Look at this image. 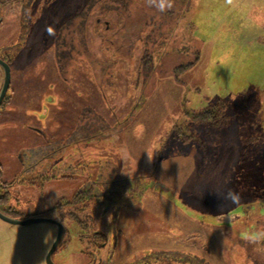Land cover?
Returning <instances> with one entry per match:
<instances>
[{"label": "rangeland", "instance_id": "1", "mask_svg": "<svg viewBox=\"0 0 264 264\" xmlns=\"http://www.w3.org/2000/svg\"><path fill=\"white\" fill-rule=\"evenodd\" d=\"M3 1L0 46L17 48L0 107L8 216H80L82 196L126 251L154 239L198 264H264V0ZM107 188L135 204L101 216ZM64 218L57 254L76 264L84 246ZM54 238L50 223L0 219V264H44Z\"/></svg>", "mask_w": 264, "mask_h": 264}, {"label": "flooded vegetation", "instance_id": "2", "mask_svg": "<svg viewBox=\"0 0 264 264\" xmlns=\"http://www.w3.org/2000/svg\"><path fill=\"white\" fill-rule=\"evenodd\" d=\"M4 1L0 0V25L4 22L6 14L4 10ZM33 10L36 11L37 9H40L39 7L35 8V5L32 6ZM27 9H25L26 12ZM32 10V11H33ZM19 26H20V38L22 36V33L26 34L25 27L27 26L23 19H19ZM23 24L25 27H23ZM19 32V31H17ZM14 41V40H13ZM19 45V44H17ZM16 45V46H17ZM15 43L10 42V44H6L4 46H0V59L8 65L10 70V78H9V85L7 90L10 87L11 84V62L12 58H14L13 55L16 54V49L14 47ZM0 69L3 71V68L0 66ZM4 76V72H3ZM3 83V80H2ZM2 87V85H1ZM1 90V88H0ZM7 90L5 92V95L0 102V107H3L8 104L10 101L9 96L6 94ZM13 96V95H12ZM37 160V158H35ZM54 176V175H52ZM49 177V178H52ZM33 182V181H31ZM11 182H8L6 180H2L1 173H0V191H3L4 188H7L8 186H11ZM95 190V189H94ZM110 190L107 188L102 191H94V197L96 198L94 207L95 209L100 211V214H106L108 211H112V214H116L115 210L120 209L121 207H132L135 203L133 200L130 199H120L115 196V194L109 195ZM121 189H119V192ZM87 192V191H86ZM88 196L89 193L87 192ZM0 196H5L2 193H0ZM76 199L70 200V204L73 205V208H77L79 213H81L80 216H75L73 213H70L68 211V214H62L60 207L61 205H53L52 207L46 209L42 212H34L28 217H37V218H43L46 219L43 222L50 223L55 232V238L58 232L59 226L62 228V235L54 248V250L50 253V261L47 260V255L55 241L51 244L50 247H48L45 255H44V264H62L61 259H59V254H57L60 251V248L63 244L66 243V235H69L70 232L66 227V223L64 222L65 216L67 215L68 218L75 220L76 226L79 228L77 236L79 241L82 243L83 250L80 252V259L79 262L76 264H191V261H188L187 259L190 257H193L192 264H198L199 260L197 258H203L205 260V256L199 252L191 251V250H183V251H175L172 248H157L154 247V245L157 244V242L154 241V239H151L149 245L147 244L146 247L141 246H135V248H131L129 251H126L124 248L126 245H128L127 239L125 241L118 242L117 239H111L108 240L107 235L105 231H107L111 226L110 225H104V230L97 229L95 226L94 220L91 218V216L88 214L89 209V203L85 202V198L82 196L78 197L76 196ZM3 200H0V211L5 213L6 215H9V213H12L10 209L4 207L1 205V202ZM68 203V202H66ZM133 203V204H132ZM59 212L58 217H52L53 219L49 218L48 216H45V214L49 211ZM70 210V209H69ZM41 223V222H40ZM107 229V230H106ZM146 242V241H145ZM154 242V244L152 243ZM131 246V245H128ZM133 247V246H132ZM188 254V255H187ZM175 255L178 256L175 258ZM86 259L83 261V259ZM63 261H67L70 263V259L63 258ZM81 260V261H80ZM197 261V262H196ZM66 262V263H67ZM73 263V262H71ZM70 263V264H71ZM29 264V263H28Z\"/></svg>", "mask_w": 264, "mask_h": 264}, {"label": "water", "instance_id": "3", "mask_svg": "<svg viewBox=\"0 0 264 264\" xmlns=\"http://www.w3.org/2000/svg\"><path fill=\"white\" fill-rule=\"evenodd\" d=\"M0 66L3 68V72H4L3 83H2L1 90H0V102H1L4 95H5L6 90L8 88V85H9L10 70H9L8 65L5 64L1 59H0ZM0 219L8 222L10 224H19V225H29V224H33V223L43 222L46 220V219L37 218V217H27L25 219L13 218V217L6 215L2 211H0ZM61 235H62V228H61V226H59L55 241H54V243H53V245H52V247H51V249L47 255L48 261H50L49 255L54 250V248L56 247Z\"/></svg>", "mask_w": 264, "mask_h": 264}, {"label": "trees", "instance_id": "4", "mask_svg": "<svg viewBox=\"0 0 264 264\" xmlns=\"http://www.w3.org/2000/svg\"><path fill=\"white\" fill-rule=\"evenodd\" d=\"M54 38H56V35L54 36ZM61 39V37H60ZM55 40V39H54ZM57 42V41H56ZM54 47V46H53ZM58 47L60 48L59 42L55 43V47H54V52L51 53V58H53L56 63L57 62H63V59L66 61L65 58V54H61L62 50H58ZM62 48V47H61ZM81 54V53H80ZM68 59V58H67ZM58 64V63H57ZM59 67V66H58ZM54 70H57L56 68H54ZM213 109H205L202 112L197 113L196 115H192L193 120H199V121H208V120H214V116L212 115V111ZM90 120V119H88ZM92 125H95L96 123L98 124V120L97 118L92 117ZM101 121V120H100ZM188 136H184L182 142H187L189 139L187 138ZM77 197L74 196L73 199H76Z\"/></svg>", "mask_w": 264, "mask_h": 264}, {"label": "clouds", "instance_id": "5", "mask_svg": "<svg viewBox=\"0 0 264 264\" xmlns=\"http://www.w3.org/2000/svg\"><path fill=\"white\" fill-rule=\"evenodd\" d=\"M164 7H165L164 4L161 3V5H160V10L163 11V10H164ZM168 7H171V5L169 4Z\"/></svg>", "mask_w": 264, "mask_h": 264}]
</instances>
